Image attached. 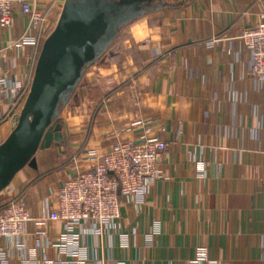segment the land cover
Returning <instances> with one entry per match:
<instances>
[{"label":"crops","instance_id":"obj_1","mask_svg":"<svg viewBox=\"0 0 264 264\" xmlns=\"http://www.w3.org/2000/svg\"><path fill=\"white\" fill-rule=\"evenodd\" d=\"M65 2H34L48 12L42 30L18 9L13 25L0 27L1 67L23 87L32 85ZM263 12L264 0H193L125 26L104 65L85 73L84 90L80 83L71 99L78 112L64 120L66 143L55 146L84 162L64 160L69 165L57 171L52 149H42L38 168L21 170L11 183L33 220L23 244H8V264H43L32 236L48 244L66 231L64 222L43 217L60 185L90 168L87 156L142 137L168 144L159 177L142 203L121 197V234L89 238L102 264H264V80L253 75L241 38ZM11 188L0 192V207ZM46 252L65 257L50 244ZM202 252L207 259L198 262Z\"/></svg>","mask_w":264,"mask_h":264},{"label":"built area","instance_id":"obj_2","mask_svg":"<svg viewBox=\"0 0 264 264\" xmlns=\"http://www.w3.org/2000/svg\"><path fill=\"white\" fill-rule=\"evenodd\" d=\"M35 1L0 0V27H11L18 9L31 17L33 23L41 25L42 30L48 12L35 8ZM241 38L251 55L253 75L264 80V12L255 26L244 30ZM30 88L5 75L0 54V126L9 123L14 127ZM117 136L120 138L121 134ZM3 142L0 140V145ZM167 148V142L157 137H142L138 141L118 139L106 154L87 156L85 160L90 168L65 180L56 192V206L48 207L43 214L47 220L64 222L66 231L48 244L42 236H32L35 248L44 252L43 264H102L98 246L89 245V238L121 234V197L137 204L145 201L159 177V166ZM32 220L30 209L11 188L0 207L1 264H8L9 243L23 244L24 238L28 237L26 227ZM4 240L6 244H3ZM49 244L62 250L65 257L49 258L46 252ZM206 259V253L202 252L197 261ZM110 264L124 263L112 261Z\"/></svg>","mask_w":264,"mask_h":264},{"label":"water","instance_id":"obj_3","mask_svg":"<svg viewBox=\"0 0 264 264\" xmlns=\"http://www.w3.org/2000/svg\"><path fill=\"white\" fill-rule=\"evenodd\" d=\"M193 0H66L45 40L21 114L0 145V192L26 166L38 168L37 153L65 142L60 115L87 70L144 16Z\"/></svg>","mask_w":264,"mask_h":264},{"label":"rangeland","instance_id":"obj_4","mask_svg":"<svg viewBox=\"0 0 264 264\" xmlns=\"http://www.w3.org/2000/svg\"><path fill=\"white\" fill-rule=\"evenodd\" d=\"M109 50V49H108ZM107 50V52L101 57V59L97 62V64H96V66L98 67V66H103L104 65V61H105V59H107V57H109L110 56V53H109V51ZM84 81H83V83H81V85H80V89H79V93L80 92H82L84 89ZM70 103V107H69V109H68V111H69V113H68V111L65 113V116H63L62 115V113H61V115H60V122L63 124V132H64V120H70L72 117V115H76V113L78 112L77 110H75V108H73L74 106H76V103L77 102H75V101H70L69 102ZM81 111H87V104H83V109L81 110ZM62 116H63V118H62ZM72 120V119H71ZM71 123H69V122H67V125H66V127H67V131L69 130V131H72V121H70ZM9 124V123H8ZM11 126V125H10ZM3 127H5L4 128V132H5V140L8 138V136L10 135H8L7 134V127H6V124H4L3 125ZM12 129H13V127H12ZM12 129H10L11 131H12ZM11 133V132H10ZM0 140L2 141L3 139L1 138V136H0ZM4 140V141H5ZM70 140V139H69ZM3 142V141H2ZM66 143V137H65V142L64 143H62V144H60V145H53L50 149H52V151L51 152H53V157L55 158V164H57L58 165V167L60 166V168H58V167H55V169L58 171V170H63V169H65V167L66 166H68L69 165V161H71V162H75V164L78 166V164L80 165L81 163H83V162H81V160H83L82 158H79V156H78V154L77 155H74L72 152H70L69 153V155H66V154H63L62 152H58V148H56L55 146H61V145H64ZM49 149V150H50ZM41 152H43V150L41 149L40 151H39V156H40V154H41ZM67 156V159H62V157L63 156ZM71 159V160H70ZM63 160V161H62ZM64 160H69V161H67V163H65V165H64ZM85 162H86V160H85ZM78 163V164H77ZM86 163H88V162H86ZM64 165V166H63ZM31 170V171H34L35 169L34 168H32V167H30V166H26L24 169H23V171H25V170ZM77 170H79V169H77ZM69 178H71V177H69ZM69 178H67V179H69ZM66 179V180H67ZM15 193V192H14ZM16 194V193H15ZM17 195H19V194H17ZM19 196H22V194L21 195H19Z\"/></svg>","mask_w":264,"mask_h":264}]
</instances>
